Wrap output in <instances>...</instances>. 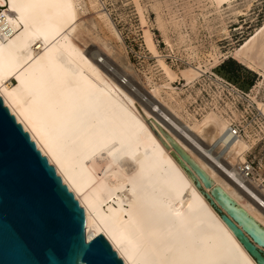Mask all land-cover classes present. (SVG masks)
I'll list each match as a JSON object with an SVG mask.
<instances>
[{"label":"bare ground","instance_id":"1","mask_svg":"<svg viewBox=\"0 0 264 264\" xmlns=\"http://www.w3.org/2000/svg\"><path fill=\"white\" fill-rule=\"evenodd\" d=\"M100 5L0 0L4 105L83 208L87 241L103 236L124 264H257L172 157L171 151L179 159L168 137L264 227V189L254 174L244 180L238 172L251 145L228 135L227 110L189 114L172 86L178 75L147 30L146 47L165 79L139 86L107 13L82 19L88 6ZM232 56L264 77V23ZM199 69L180 71L186 86ZM134 92L146 98L140 110ZM255 102L264 118V104Z\"/></svg>","mask_w":264,"mask_h":264},{"label":"water","instance_id":"2","mask_svg":"<svg viewBox=\"0 0 264 264\" xmlns=\"http://www.w3.org/2000/svg\"><path fill=\"white\" fill-rule=\"evenodd\" d=\"M168 142L179 159L171 151L172 157L242 247L264 264V227L174 140L168 137ZM0 264H124L103 236L86 240L83 208L1 98Z\"/></svg>","mask_w":264,"mask_h":264},{"label":"rangeland","instance_id":"3","mask_svg":"<svg viewBox=\"0 0 264 264\" xmlns=\"http://www.w3.org/2000/svg\"><path fill=\"white\" fill-rule=\"evenodd\" d=\"M100 2L102 5L95 10L88 6V10L82 14V19L86 20L87 16L94 15L98 10L101 14L102 10L107 13L123 43L125 54L134 67L136 83L139 86L147 88L149 83L161 85L165 79L156 57L146 47L144 31L147 30L162 61L178 75L172 86L179 91L178 98L183 99L186 110L191 100L189 93L195 90L187 89L193 84L186 86V81L181 77L180 71L190 66L177 67L178 59L189 60L195 66H199L198 68L200 66L211 68V74L233 84L243 93V105L248 108V112L255 114L257 109L255 101L264 104V77L240 64L232 56L233 50L254 35L256 29L264 23V0H231L221 6H216L210 0H100ZM129 5L133 10L138 8L139 11L140 8L139 13L142 17L146 14L144 13L146 9L149 21L146 20L144 23L131 21ZM4 9L0 7V14ZM157 14L161 17V23L157 22ZM143 20L141 18V21ZM100 23L104 26L101 20ZM105 30L107 31V27ZM138 34L142 39L136 38ZM92 46L94 45L89 44L87 48ZM131 50L135 54H132ZM223 62L226 64L224 68L221 65ZM12 83H15L14 80ZM139 86L137 90H141ZM137 94L134 92L132 97L136 98L135 103L138 102L136 106L140 110L139 105L147 104V101ZM188 95L190 98H187ZM252 97L255 101L251 100ZM221 112L224 113L223 110L216 113ZM232 115L236 119L242 116L234 110ZM250 117L249 114L247 122L251 121ZM258 127L259 124L255 121L249 123L244 138L251 145L245 159L251 161L253 166L264 164V139L257 143L260 135L254 138Z\"/></svg>","mask_w":264,"mask_h":264},{"label":"built area","instance_id":"4","mask_svg":"<svg viewBox=\"0 0 264 264\" xmlns=\"http://www.w3.org/2000/svg\"><path fill=\"white\" fill-rule=\"evenodd\" d=\"M131 16V21L139 22L140 13L137 8L133 10L131 5L128 6ZM147 8V6H145ZM144 13H146L144 15ZM143 17L145 20L149 21V16L147 15L146 9L144 10ZM138 40L142 39V36L139 34L136 36ZM132 54H135L133 50H131ZM227 58V57H226ZM177 67H186L192 66L198 68L199 66H195L189 60L178 59L176 61ZM206 66H200V72L197 78L193 81V86L188 87L187 89L192 88L195 92L191 91V100H189V104H187V111L190 115L195 117L196 119L201 118L208 111H217L225 109L228 111L230 124L227 129L228 135L234 139H244L245 134L247 133V128L249 127V123L256 122L259 124L257 128V135L254 134V138L258 137L256 140L258 143L262 139H264V118L261 115L258 109L255 110V114L252 112H248V108L243 105V93L239 91L233 84L226 81L225 79L218 77L217 75L211 74V68H205ZM185 88V87H184ZM230 110H234L242 114L240 118L236 119L233 117L232 112ZM251 115V121L247 122V116ZM255 124V123H253ZM240 178L244 180L251 179L254 174V166L253 163L249 160H245V162L238 169Z\"/></svg>","mask_w":264,"mask_h":264},{"label":"crops","instance_id":"5","mask_svg":"<svg viewBox=\"0 0 264 264\" xmlns=\"http://www.w3.org/2000/svg\"><path fill=\"white\" fill-rule=\"evenodd\" d=\"M254 171L255 179L258 181V187L264 189V164H254Z\"/></svg>","mask_w":264,"mask_h":264},{"label":"trees","instance_id":"6","mask_svg":"<svg viewBox=\"0 0 264 264\" xmlns=\"http://www.w3.org/2000/svg\"><path fill=\"white\" fill-rule=\"evenodd\" d=\"M224 63H225V62H223V63L221 64V65H223L222 68H224V67L226 66V64L224 65Z\"/></svg>","mask_w":264,"mask_h":264}]
</instances>
